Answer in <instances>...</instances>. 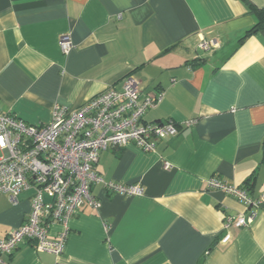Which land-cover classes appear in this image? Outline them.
Here are the masks:
<instances>
[{
	"label": "crops",
	"instance_id": "obj_1",
	"mask_svg": "<svg viewBox=\"0 0 264 264\" xmlns=\"http://www.w3.org/2000/svg\"><path fill=\"white\" fill-rule=\"evenodd\" d=\"M247 5L264 0H0L2 114L46 124L55 106L76 110L132 77L142 96L162 95L143 121L178 129L152 153H99L105 182L142 193L91 186L99 206L68 221L60 256L23 242L0 264H264V202L251 225L224 230L225 217L247 211L205 188L217 178L264 198V28L243 39L255 25ZM32 195L11 205L0 193V239L25 222ZM60 232L52 225L49 238Z\"/></svg>",
	"mask_w": 264,
	"mask_h": 264
},
{
	"label": "built area",
	"instance_id": "obj_2",
	"mask_svg": "<svg viewBox=\"0 0 264 264\" xmlns=\"http://www.w3.org/2000/svg\"><path fill=\"white\" fill-rule=\"evenodd\" d=\"M214 47L212 42L199 44L204 52ZM59 48L64 55L71 51L69 35L59 38ZM161 98V94L142 96L138 81L127 77L120 89L108 88L76 110L55 106L46 124L28 125L0 112V193L16 205L20 193L33 191L25 222L0 239V257L10 255L23 242H34L37 250L60 256L68 221L84 205L93 209L99 206L91 194L93 185L102 186L109 194L140 195L138 184L105 182L95 166L103 150L133 144L152 153L157 142L177 134V126L170 120L143 121ZM193 123L186 122V126ZM205 188L235 198L247 211L225 217L224 230L251 225L264 202L263 197L252 199L245 185L233 186L217 178L207 180ZM55 224L62 232L51 239L48 230ZM227 240L229 236L224 242Z\"/></svg>",
	"mask_w": 264,
	"mask_h": 264
},
{
	"label": "trees",
	"instance_id": "obj_3",
	"mask_svg": "<svg viewBox=\"0 0 264 264\" xmlns=\"http://www.w3.org/2000/svg\"><path fill=\"white\" fill-rule=\"evenodd\" d=\"M248 11L255 17V25L244 33L243 39L253 34L260 28H264V8L258 9L251 5H247Z\"/></svg>",
	"mask_w": 264,
	"mask_h": 264
}]
</instances>
